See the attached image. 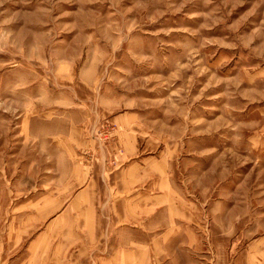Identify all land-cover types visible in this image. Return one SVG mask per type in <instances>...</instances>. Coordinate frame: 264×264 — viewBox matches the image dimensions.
<instances>
[{
	"label": "rangeland",
	"instance_id": "374dc122",
	"mask_svg": "<svg viewBox=\"0 0 264 264\" xmlns=\"http://www.w3.org/2000/svg\"><path fill=\"white\" fill-rule=\"evenodd\" d=\"M1 233L24 264H264V0H0Z\"/></svg>",
	"mask_w": 264,
	"mask_h": 264
},
{
	"label": "crops",
	"instance_id": "0c3cea01",
	"mask_svg": "<svg viewBox=\"0 0 264 264\" xmlns=\"http://www.w3.org/2000/svg\"><path fill=\"white\" fill-rule=\"evenodd\" d=\"M6 236L7 235H4L3 233L0 234V264H24V262L23 263H19V262L15 261V259L17 257H15L12 254L16 255V251H15L16 249L14 251L12 250L11 252L8 251L10 249V247H11V243H10L11 241L6 243V238H7ZM13 236H14L13 240H16V238H17L16 234H13ZM8 239H10V237H8ZM7 245H9V246L6 249ZM3 247L5 249H3ZM29 257H30V255H28V258Z\"/></svg>",
	"mask_w": 264,
	"mask_h": 264
}]
</instances>
